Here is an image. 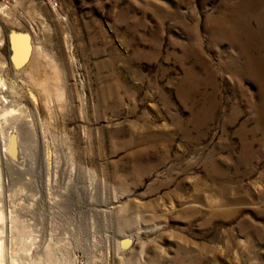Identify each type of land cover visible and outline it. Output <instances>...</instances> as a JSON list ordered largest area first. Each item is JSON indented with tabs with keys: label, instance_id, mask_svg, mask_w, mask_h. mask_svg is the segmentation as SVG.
<instances>
[{
	"label": "rangeland",
	"instance_id": "obj_1",
	"mask_svg": "<svg viewBox=\"0 0 264 264\" xmlns=\"http://www.w3.org/2000/svg\"><path fill=\"white\" fill-rule=\"evenodd\" d=\"M0 74V264H264V0H0Z\"/></svg>",
	"mask_w": 264,
	"mask_h": 264
},
{
	"label": "bare ground",
	"instance_id": "obj_2",
	"mask_svg": "<svg viewBox=\"0 0 264 264\" xmlns=\"http://www.w3.org/2000/svg\"><path fill=\"white\" fill-rule=\"evenodd\" d=\"M231 29H234L233 28V26H231V28H230V30ZM20 44V43H19ZM16 52H15V57H16V59L17 58H19V56H20V54H21V49H20V47L18 46V43H16ZM21 46V45H20ZM14 57V58H15ZM38 62V61H37ZM32 64H31V66H30V69H34V70H36L38 67H37V65H36V61H33V62H31ZM48 66H50L49 65V63H48ZM3 71V70H2ZM31 71V70H30ZM37 72H38V70H36ZM36 72V73H37ZM42 81V80H41ZM46 81V80H45ZM47 81H49V83H51L50 82V79L49 80H47ZM47 81H46V83H47ZM41 83V82H40ZM46 83L45 82H43L42 81V86H44V85H46ZM48 83V84H49ZM48 86H51L52 87V85H48ZM5 87H6V84H5V81L3 80V78L1 77V74H0V134H1V132L2 131H4V128H6V125H5V123L8 121V117H7V115H9V114H12V113H14V112H19L20 114H23L24 113V111L22 110V108H19V103L18 102H16V101H14V100H11V101H8V99H7V97L4 95V90H5ZM45 88V87H44ZM48 89H49V87H47ZM47 90V89H46ZM49 91V90H48ZM53 91V90H52ZM51 93V92H50ZM34 104H35V101L32 99L31 100ZM24 109V108H23ZM263 115H264V113H263ZM17 118H19V117H15V119L16 120H18ZM13 119V118H12ZM14 120V119H13ZM262 120L264 121V117H262ZM2 135V134H1Z\"/></svg>",
	"mask_w": 264,
	"mask_h": 264
},
{
	"label": "water",
	"instance_id": "obj_3",
	"mask_svg": "<svg viewBox=\"0 0 264 264\" xmlns=\"http://www.w3.org/2000/svg\"><path fill=\"white\" fill-rule=\"evenodd\" d=\"M18 36L22 37V41L23 44L25 45V56L23 58V60L21 62H19V64H17L18 67L23 66L29 59L30 57V53L32 51V47L30 44V40L29 37L26 34H16V33H12L10 38H17ZM9 46L11 48V43L9 42ZM128 241V240H127Z\"/></svg>",
	"mask_w": 264,
	"mask_h": 264
}]
</instances>
